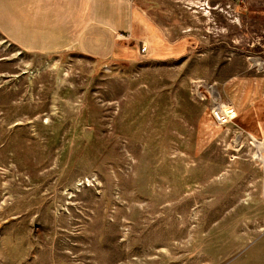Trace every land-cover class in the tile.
<instances>
[{
    "label": "rangeland",
    "instance_id": "1",
    "mask_svg": "<svg viewBox=\"0 0 264 264\" xmlns=\"http://www.w3.org/2000/svg\"><path fill=\"white\" fill-rule=\"evenodd\" d=\"M254 8L163 0L106 60L0 35V264H264Z\"/></svg>",
    "mask_w": 264,
    "mask_h": 264
},
{
    "label": "crops",
    "instance_id": "2",
    "mask_svg": "<svg viewBox=\"0 0 264 264\" xmlns=\"http://www.w3.org/2000/svg\"><path fill=\"white\" fill-rule=\"evenodd\" d=\"M161 1L0 0V35L27 53L47 55L74 50L106 60L132 51L130 43L137 37H148L150 23L155 21L152 9ZM231 2L253 4V10L264 14V0Z\"/></svg>",
    "mask_w": 264,
    "mask_h": 264
},
{
    "label": "bare ground",
    "instance_id": "3",
    "mask_svg": "<svg viewBox=\"0 0 264 264\" xmlns=\"http://www.w3.org/2000/svg\"><path fill=\"white\" fill-rule=\"evenodd\" d=\"M259 65V64H258ZM227 109V108H226ZM226 111L227 110H225V108H224V110H222L221 111V113H220V120H222V118H223V120H226V119H228L229 118V116H228V114L226 113ZM223 116V117H222ZM222 120V121H223ZM257 148H258V152L260 153V154H262L263 153V151H264V143H263V141H261L260 142V144H258L257 145Z\"/></svg>",
    "mask_w": 264,
    "mask_h": 264
}]
</instances>
